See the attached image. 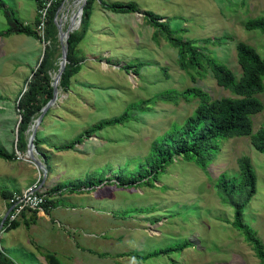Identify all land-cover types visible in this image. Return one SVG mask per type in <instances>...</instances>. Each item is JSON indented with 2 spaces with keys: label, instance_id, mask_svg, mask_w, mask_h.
<instances>
[{
  "label": "rangeland",
  "instance_id": "374dc122",
  "mask_svg": "<svg viewBox=\"0 0 264 264\" xmlns=\"http://www.w3.org/2000/svg\"><path fill=\"white\" fill-rule=\"evenodd\" d=\"M3 1L37 32V37L0 35V147L17 159L16 150L26 156L32 124L24 130L26 144L19 150L17 102L40 63L44 43V71L52 85L61 55L57 23L64 31L87 0H62L52 38L46 42L45 18L35 0ZM101 1L132 2L138 11L114 12ZM146 12L167 22L174 37H210L206 53L237 78V42L251 45L264 57V32L244 26L248 18L264 16V0H92L86 32L76 46L79 71L67 88L59 80L58 98L39 124L33 148L47 169V176L37 169L40 178L45 177L43 190L50 189V182L79 180L83 189L54 199L48 221L36 218L30 229L22 222L9 230L1 228L4 264H48L45 253L58 264H259L251 245L231 225L234 202L243 203L247 191L229 193L218 183L221 174H239L238 157L251 159L256 192L244 205L242 218L264 243V153L254 149L250 136L217 140L216 149L203 156V168L195 160L173 155L163 170L153 169L164 160L160 137L182 125L201 102L192 88L204 91L209 100L235 95L218 85L206 64L198 71L182 69L168 32L150 23ZM38 13L40 22L35 25ZM82 20L83 10L71 31L79 37ZM6 24L0 10V31ZM167 90L177 93L165 99L161 94L167 95ZM256 96L263 107L252 116L253 132L264 122V89ZM123 113L120 123L85 134ZM155 139L158 147L153 152ZM68 144L67 149L57 148ZM17 160L0 158V189L9 184L10 172L27 166L25 160ZM1 206L0 201V210Z\"/></svg>",
  "mask_w": 264,
  "mask_h": 264
},
{
  "label": "trees",
  "instance_id": "16d2710c",
  "mask_svg": "<svg viewBox=\"0 0 264 264\" xmlns=\"http://www.w3.org/2000/svg\"><path fill=\"white\" fill-rule=\"evenodd\" d=\"M37 11L43 7L44 0H35ZM62 0H53L45 13L44 26V41L46 42L53 35L54 16L57 13ZM104 8L114 12H134L138 11L137 6L132 3L112 2L106 3L101 1ZM92 0H87V4L83 8V30L79 37L76 32H71L67 38L68 50L67 61L65 69L61 75L59 85L62 88L69 86V81L73 75L79 71L80 60L76 57V46L86 32L89 18L90 7ZM0 10L6 19V27L0 31V35H9L11 33H26L37 37L36 30L28 24H24L15 15V12L9 8L3 0H0ZM145 16L150 23L160 28L167 33V38L178 49V61L182 69H196L206 64L210 67L218 85L228 89L235 97L222 96L217 99L209 100L206 94L199 88H192L190 91L197 94L201 102L195 110L185 119L182 125H174L170 131H167L160 137L162 153H164V160L153 169L163 170L166 165L172 161L173 155H182L185 159L195 160L196 163L203 168L206 161L203 160L206 151L216 149L217 140L223 137H238L250 136V142L255 150L264 153V122L260 125L258 130L253 132L252 116L261 111L263 105L256 94L264 89V57H262L257 50L251 45L239 41L235 46L237 62L241 69V74L237 78L230 68L206 53V44L211 42L210 37L184 40L179 37L170 35L167 22L156 21V16L150 12H146ZM81 20V19H80ZM40 22L39 13L35 17L34 24L38 25ZM80 23V22H79ZM246 29H255L264 32V16H256L248 18L245 21ZM46 50L40 61L38 67L32 72L30 80L27 83V88L23 92L17 107L20 110L21 121L18 124V134L16 146L22 149L26 144L24 130L32 123V121L40 113V109L52 97V85L48 83L44 66L46 64ZM167 95L164 93L161 96L165 99H172V94H176L175 90H167ZM126 117V113L115 117L111 120L102 121L96 124L92 129L86 130L85 134L90 135L95 128H102L104 125L120 123ZM79 142V138L76 142ZM158 139L152 142L151 150L157 151ZM38 141L35 139L34 144ZM73 144V143H71ZM71 145L58 146V149H67ZM207 157L210 159L212 155ZM212 156V157H211ZM0 158L5 160H12L15 158L13 152H7L0 147ZM237 165L239 174L233 177H227L221 174L218 177V183L223 190L227 192H243L246 190V199L243 203H235L234 215L231 225L238 230L244 237V240L251 245L255 256L259 260V264H264V243L258 236L257 232L247 223L243 221L242 213L244 205L256 192V173L251 164V159L246 156L237 158ZM156 170V171H157ZM82 181L73 183H60L48 192H60L63 190L81 191ZM245 191V192H246ZM11 192L3 193L6 199ZM51 201V200H50ZM48 201L44 208L47 209ZM1 220V219H0ZM18 225V220L13 221L7 225V220H4L2 228L6 230L15 228ZM48 264H58L57 259L50 253L44 256ZM8 259V258H7ZM9 260V259H8ZM0 264H4L1 262ZM5 264H15L9 260Z\"/></svg>",
  "mask_w": 264,
  "mask_h": 264
},
{
  "label": "crops",
  "instance_id": "0c3cea01",
  "mask_svg": "<svg viewBox=\"0 0 264 264\" xmlns=\"http://www.w3.org/2000/svg\"><path fill=\"white\" fill-rule=\"evenodd\" d=\"M44 140V139H43ZM42 140V141H43ZM78 148L81 147L80 143H78ZM7 152H9L7 150ZM10 153V152H9ZM39 159V158H38ZM14 161H19L17 159H12ZM41 160V159H40ZM10 161V160H9ZM42 161V160H41ZM27 162V161H26ZM43 163V161H42ZM31 162L27 163V166H19L14 172H10L9 177L11 180H9V184H6L2 186L0 189V201H1V210H0V219L5 215L8 205L6 203V199L3 197V193L6 192H19L23 189H25L27 186L32 185L35 183L37 180H39V185L43 189V186L45 185V177L43 180L40 178L41 173H39V169L37 170V167ZM45 166V164L43 163ZM45 174L47 176V169L45 167ZM40 178V179H39ZM45 181V182H44ZM62 182H50L48 185H46L48 188L52 189L54 188L57 184H60ZM49 189V190H50ZM83 189V188H82ZM48 190V191H49ZM74 195L73 191H68V190H63L57 193L56 195L52 196L50 203L48 204L47 209H42L39 211H29L23 214V216L18 220V225L19 226L20 222L24 223V225L30 229L31 226L35 225L34 220L37 218H45L47 221L49 220V210L53 206V200L56 198H68L70 196ZM29 241V240H28ZM30 243V241H29ZM47 254V253H45Z\"/></svg>",
  "mask_w": 264,
  "mask_h": 264
},
{
  "label": "water",
  "instance_id": "95a60500",
  "mask_svg": "<svg viewBox=\"0 0 264 264\" xmlns=\"http://www.w3.org/2000/svg\"><path fill=\"white\" fill-rule=\"evenodd\" d=\"M84 2L79 6L78 14L80 13V17H81V12L83 10ZM78 14L74 15L71 18L70 24L67 26V28L64 31L62 30L61 25L59 23H57L59 42H60V46H61V55H60L59 69L56 73V76L53 79V82H52V97L40 109V113L38 114V116L33 120L32 124L30 125V135L28 137V142H27L26 156L39 170L44 169V171H45V166L43 165L42 161L40 159H38L37 157H35V155H34V152H33V150H34L33 149L34 148V139L36 136L37 128H38L39 124L41 123L44 115L47 113L49 108L55 104V102L58 98V96H57V94H58V82L61 78V75H62L64 69H65V64L67 61V50H68L67 38H68L70 32L74 29V27H76V25H74V20H75V18H78ZM56 17H57V13L54 16L55 23H56ZM45 44L46 43H44L43 52H42L40 61L42 60L43 55H44V50L46 47ZM8 211H9V209H7L5 215L0 220V230L3 226L4 220L6 218Z\"/></svg>",
  "mask_w": 264,
  "mask_h": 264
},
{
  "label": "built area",
  "instance_id": "2783aa9c",
  "mask_svg": "<svg viewBox=\"0 0 264 264\" xmlns=\"http://www.w3.org/2000/svg\"><path fill=\"white\" fill-rule=\"evenodd\" d=\"M53 0H44L43 7L40 9L43 16H45L47 8ZM16 158L31 162L27 156H23L16 150ZM32 163V162H31ZM59 193L58 191L49 193L48 190H43L37 180L32 185L27 186L19 192H13L6 198L8 205V213L6 215L7 225L13 221L19 220L24 213L29 211H39L44 209V205L51 200L52 196Z\"/></svg>",
  "mask_w": 264,
  "mask_h": 264
},
{
  "label": "bare ground",
  "instance_id": "6f19581e",
  "mask_svg": "<svg viewBox=\"0 0 264 264\" xmlns=\"http://www.w3.org/2000/svg\"><path fill=\"white\" fill-rule=\"evenodd\" d=\"M77 3V2H76ZM76 3H74V4H76ZM80 19H81V17H80V13L78 14V18H75V20H74V25H78L79 24V22H80Z\"/></svg>",
  "mask_w": 264,
  "mask_h": 264
}]
</instances>
